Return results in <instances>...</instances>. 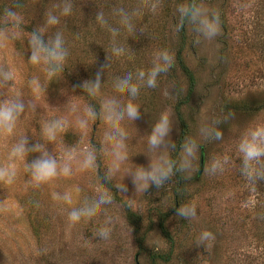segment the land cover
Segmentation results:
<instances>
[{
  "label": "rangeland",
  "instance_id": "374dc122",
  "mask_svg": "<svg viewBox=\"0 0 264 264\" xmlns=\"http://www.w3.org/2000/svg\"><path fill=\"white\" fill-rule=\"evenodd\" d=\"M22 3L14 10L21 23L13 27L6 15L0 16V73L13 71L15 78L0 77V102L19 100L24 111L12 134L0 133V166L13 163L9 153L21 138L28 146L43 145L56 159L58 175L38 186L26 163L40 152L30 151L15 161V180H0V264H151L147 251L165 252L167 244L158 227L159 215L173 239L168 262L158 264H264V189L241 174V137L250 128L264 126V108L238 112L240 102L264 100V0H0V4ZM65 3L72 13L60 15ZM195 4L209 16L219 15L220 30L206 38L188 21L178 27L181 6ZM155 6V7H153ZM123 9L130 16V33L117 14ZM103 12L107 25L96 16ZM59 17L54 26L46 24L47 14ZM118 29L113 40L109 29ZM40 31L45 39L61 32L68 56L62 70L51 79L43 64L29 62L30 33ZM184 40L181 41V31ZM113 47H122L114 55ZM166 50L172 57L171 67L157 77L155 88L137 79L139 70L152 67L154 54ZM194 77L192 94L188 81L177 64V53ZM133 73L132 83L139 87L133 99L127 88H115L125 71ZM101 73V88L92 96L82 85L94 81ZM38 79L40 91H33L30 81ZM118 99L140 106V116L132 121L125 116L114 123L126 133L124 140L128 159L115 161L113 140H106L113 126L106 119L104 104ZM251 105V104H249ZM92 107L96 119H87ZM171 123L169 140L174 150L153 149L148 144L152 126L162 113ZM87 119V126L79 121ZM65 121L63 130L49 140L44 129L47 122ZM218 122V123H217ZM182 124L186 133L182 136ZM218 128L221 140L209 138L203 129ZM193 139L199 151L191 166L179 170L181 145ZM95 151L94 165L81 169L84 157ZM73 152V159L66 154ZM161 156L176 162L177 170L161 187L136 190L129 172L148 168ZM203 167L200 171V160ZM228 157L223 170L211 173L214 159ZM70 164L69 176L59 174ZM118 163V168L116 167ZM179 174L180 177L177 175ZM100 177L111 186H106ZM124 184L127 192L119 191ZM80 192L75 193V188ZM98 190H106L111 203L95 208L91 217L69 225L68 215L91 202ZM71 192V204L55 200ZM196 206L197 215L185 219L178 215L183 206ZM128 213L136 215L134 227ZM101 227L110 229L100 238ZM204 231L214 239L200 243ZM143 237V250L136 238Z\"/></svg>",
  "mask_w": 264,
  "mask_h": 264
},
{
  "label": "clouds",
  "instance_id": "9594fccd",
  "mask_svg": "<svg viewBox=\"0 0 264 264\" xmlns=\"http://www.w3.org/2000/svg\"><path fill=\"white\" fill-rule=\"evenodd\" d=\"M155 7V6H153ZM180 13V20L178 27H183L184 22L188 21L194 25L196 32L202 34L206 38H212L216 36L220 30V18L219 15L213 13L211 16L208 13L197 7L195 4H189L187 7L181 6L178 9ZM72 13V4L65 3L60 10V15L68 16ZM117 14L121 17V23L125 25L128 31H133V26L130 23V16L123 9H119ZM9 22L13 27H19L21 23V17L18 14L9 9L5 13ZM96 20L101 25H107V21L104 18L103 12H98ZM59 17L55 14L48 13L46 24L54 26L59 23ZM113 40L119 34L118 29H109ZM0 39H8V36L4 33H0ZM31 55L29 62L33 65L43 64L45 71L49 79L55 77L58 72L62 70V65L68 56V50L65 47V41L63 34L57 32L53 37L45 39L44 35L40 31L34 30L30 33L28 40ZM112 52L114 55H122L124 49L122 47H113ZM172 57L166 50L158 51L154 54L152 67L148 70H139L137 72V79L146 83L147 87L155 88L157 86V77L167 72L171 67ZM0 77L4 81H9L15 78L13 71H6L0 73ZM133 73L128 70L123 73L121 77L117 79L115 88L117 90L126 87L128 94L131 98H135L139 93V87L137 84L132 83ZM33 86V91H40V84L38 79L30 81ZM101 73L98 72L94 81H86L83 83L82 88L86 90L89 95H96L101 88ZM104 110L107 113L106 119L113 126L109 134L106 135V140H113L112 145L113 156L115 161L122 162L128 159L125 149L124 140L126 139V133L123 129L119 128L114 122L120 121L127 116L128 119L135 121L140 116V106L134 104L129 100L127 104H122L118 99H109L104 104ZM24 111V104L17 100H6L0 102V133L12 134L16 128L17 121L19 120L21 113ZM97 113L92 107L86 109L87 119H96ZM87 119L79 121L80 127L87 126ZM218 123V122H217ZM66 122L62 120H54L47 122L45 125V133L48 139L54 140L56 133L63 130ZM170 117L168 113H162L159 120L152 126L151 132L148 135V144L153 149H160L162 151L174 150L176 144L169 140V133L171 131ZM205 134L209 138L215 140H221L223 137L222 131L218 128H206L203 129ZM183 152V158L181 160L179 170H184L191 166V159L199 151V146L193 139H186L181 145ZM40 152V155L32 160V162L26 163L27 170L30 172L33 181L38 186L41 183L47 182L58 175L57 161L53 158L48 151L43 150V145L35 144L31 148L28 146L27 138H21L18 140L9 153V160L13 163L8 166H0V180H3L11 184L15 180L16 171L14 167L15 161L22 160L28 152ZM238 151L242 154L241 158V174L244 175L249 182L255 183L257 180L264 179V126H256L250 128L241 137L238 144ZM73 152L69 151L66 154L68 160L73 159ZM95 151H89L84 157L81 169H87L94 165ZM228 162V157L221 159H214L209 171L215 173L218 170H223L224 164ZM118 163L116 167L118 168ZM177 170L176 162L161 156L157 162H150L148 168L137 167L135 171L129 172L132 182L136 190H147L151 185H155L157 188L161 187L167 182L174 171ZM72 173L70 164L65 163L59 170V174L69 176ZM119 191L127 192V187L122 184L118 186ZM75 193H79L80 189L75 188ZM57 201H63L64 203L71 204L73 194L71 192H65L62 196L60 194H54L53 197ZM112 197L106 190H98L95 197L91 202H85L84 206L73 209L68 215L69 225L78 223L82 217H91L95 208L103 204L111 203ZM178 215L185 219L193 218L197 215L196 206L194 204L180 207ZM110 229L108 227H101L98 230V236L100 238H107ZM200 243L214 239V236L209 231H204L200 235Z\"/></svg>",
  "mask_w": 264,
  "mask_h": 264
},
{
  "label": "trees",
  "instance_id": "16d2710c",
  "mask_svg": "<svg viewBox=\"0 0 264 264\" xmlns=\"http://www.w3.org/2000/svg\"><path fill=\"white\" fill-rule=\"evenodd\" d=\"M22 8V3H16L14 5L12 4H5V3H1L0 4V16L5 15V13L11 9V10H19ZM3 28L2 25L0 24V29ZM184 40V31H181V41ZM177 64L179 66V68L181 69L182 73L184 74L185 78L188 81V95H187V99L186 101H181L179 102V104L176 107V110L180 107V106H185L188 103V96H190L192 94V89L194 86V77L192 75V73L190 72V70L186 67V65L183 62V59L180 56V52L177 53ZM251 104V105H249ZM259 108H264V100L263 101H255V102H240L237 107H236V111L238 112H251L253 113L256 109ZM177 112L179 113V111L177 110ZM186 133V125L182 124V136ZM178 177L179 174L177 175ZM102 182L106 185V186H111V184L103 177H100ZM260 181V185L261 187L264 189V179L259 180ZM128 219L131 220V222L133 223L134 227L137 225L136 219L138 218L136 215L132 214V213H128L127 216ZM166 218L165 215L160 214L159 215V219H158V227L160 229L161 234L164 236L165 238V242L167 244V251L165 252H153V251H147L148 252V258L151 262V264H158V262H168L172 253V249H173V239L172 236L170 235L166 225ZM264 225V222H263ZM136 243L138 244V248L139 250H143V237L140 238H136Z\"/></svg>",
  "mask_w": 264,
  "mask_h": 264
},
{
  "label": "water",
  "instance_id": "95a60500",
  "mask_svg": "<svg viewBox=\"0 0 264 264\" xmlns=\"http://www.w3.org/2000/svg\"><path fill=\"white\" fill-rule=\"evenodd\" d=\"M202 167H203V157H201V160H200V171L202 170Z\"/></svg>",
  "mask_w": 264,
  "mask_h": 264
}]
</instances>
